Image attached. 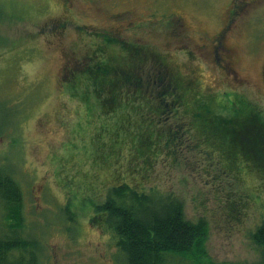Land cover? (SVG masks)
<instances>
[{"label":"rangeland","instance_id":"obj_1","mask_svg":"<svg viewBox=\"0 0 264 264\" xmlns=\"http://www.w3.org/2000/svg\"><path fill=\"white\" fill-rule=\"evenodd\" d=\"M219 33L230 64L213 49ZM103 34L158 52L198 94L227 106L242 98L264 119V0H0V167L20 186L23 226L41 245L40 264H123L112 234L91 222L96 188L88 179L97 177L102 190L131 172L130 158L123 150L109 171L94 167L92 145L114 136V118L86 115L66 81L98 48L103 57L118 53ZM176 144L173 160L163 153L148 176L135 177L178 196L186 219L206 221L205 264H256L259 180L241 164L232 181L213 154L183 136ZM168 264L193 262L173 256Z\"/></svg>","mask_w":264,"mask_h":264},{"label":"trees","instance_id":"obj_2","mask_svg":"<svg viewBox=\"0 0 264 264\" xmlns=\"http://www.w3.org/2000/svg\"><path fill=\"white\" fill-rule=\"evenodd\" d=\"M101 37L106 47L118 53L103 57V49L98 48L82 58L73 69H79L78 74L66 80L67 89L84 105L86 115L96 110L99 117L114 118V136L101 144L103 140L98 138L94 148L92 145L94 167L109 171L111 159L117 163L114 158L125 150L131 172L110 184L104 182L102 190L97 177L88 179L96 188L90 202L91 222L112 234L123 264H168L173 256L205 264L206 221L186 219L178 196L156 186H143L135 175L148 176L163 153L173 160V151L182 148L176 144L177 138L183 136L217 157L232 181L239 180L244 166L259 180L258 188L264 189V119L241 97L237 98L240 106L234 102L227 106L214 95L198 94L195 82L170 73L158 52L105 34ZM252 193L257 191L248 192V198H254ZM0 208V264H40L41 245L23 226L20 186L3 167ZM251 239L259 251L256 264H264V219Z\"/></svg>","mask_w":264,"mask_h":264},{"label":"flooded vegetation","instance_id":"obj_3","mask_svg":"<svg viewBox=\"0 0 264 264\" xmlns=\"http://www.w3.org/2000/svg\"><path fill=\"white\" fill-rule=\"evenodd\" d=\"M233 13H235V11H233ZM222 37H223V34L219 33V35L216 37L217 38V40L215 41L216 45L213 46V49L216 52V51H218V49L221 48L224 51V55H225L224 61L227 59L228 61H225V62L230 64L231 62L229 61V58H230L231 49L222 46V44H221V38ZM219 60L220 59H219V57L216 54V61L218 62ZM228 68H230V67H228Z\"/></svg>","mask_w":264,"mask_h":264}]
</instances>
